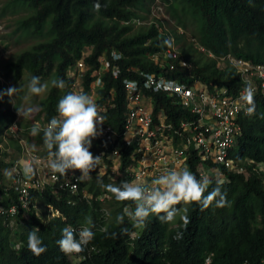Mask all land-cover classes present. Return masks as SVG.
Here are the masks:
<instances>
[{
    "label": "trees",
    "instance_id": "1",
    "mask_svg": "<svg viewBox=\"0 0 264 264\" xmlns=\"http://www.w3.org/2000/svg\"><path fill=\"white\" fill-rule=\"evenodd\" d=\"M13 1L14 5L28 10L25 16L17 20L15 30L40 36L41 39L9 61L4 76L12 74L19 80L28 73L30 79L38 76L42 83L54 74V79H63L67 84L63 90L51 86L42 105L36 108L27 123H21L26 127L25 134L30 141L42 147L46 153L43 132L33 136L28 128L29 123L35 118L43 116L51 119L56 115L59 100L71 91L74 81L69 71L89 46L91 49L86 62L93 67L84 77L87 94L91 87L92 73L99 67L100 56L104 53L111 56L113 50L122 54L119 60L120 77L115 79L110 71L104 73V88L100 90L103 100H107L110 92L115 93L113 101L116 105L109 106L104 116L121 133L124 132L127 112L123 80L138 78L142 81L140 71L162 73L189 84L201 80L212 89L228 87L234 93L238 92L242 84L234 67L229 65V68H220L213 57L206 61L201 59L203 57L192 59L195 64L192 69L183 66L181 60L183 57L190 58V50H177V57L162 62L154 60L153 54L171 48L175 40L187 37V33H178L175 28L168 30L157 21L149 25L133 23L134 19L144 18L141 12L147 11V2L152 0ZM164 1L178 24L186 27L188 20L196 23L193 37L216 57L230 53L255 63H264V0ZM96 2L101 4L99 11L94 10ZM166 40L170 41L171 46L164 43ZM191 43L194 45L193 41ZM195 50L200 52L198 47ZM200 53L207 55L205 52ZM1 90L0 79V93ZM151 94L156 100V122L161 111H165L167 120L174 123L175 127L180 125L183 118H197L189 109L175 103L167 93ZM254 102V115L239 119L243 134L237 141L238 155L234 156L241 160L247 173L223 169L226 180L222 190L226 191L228 201L224 208L211 206L201 210L198 204L193 203L185 205L181 215L172 223H161L153 215L148 218L146 226L140 228L133 227L127 217L123 224L118 225L117 215L122 213L124 207L134 208L135 205L132 202L117 201L101 185H118L120 181L132 180L127 169L132 163L134 148L121 143L123 155L118 178L111 180L107 176L93 175L83 181L95 195L101 191L109 193L111 199L106 203L95 199L88 202L68 192H61L59 196L50 189L42 194L33 190L31 206L24 209L20 206L18 192L8 185L7 178L13 176H2L0 196L5 198L0 203L5 208L16 204L19 211L15 215L0 213V264H204L210 252L214 253L212 264H240L246 260L260 262L264 259V169L259 168L257 163H264V93L254 95ZM16 116V111L0 99V120H6L2 130ZM177 138L179 141V136ZM1 154L6 156L9 153L0 148ZM198 159V156L190 158V170L196 169ZM246 159L253 161L248 162ZM2 163L5 167L12 166L4 161ZM212 187H215V182ZM38 200L45 206L53 205L61 215L47 217L49 211L46 207L44 211L37 210ZM105 205L111 215L106 229L109 234L116 233L114 237L106 235L100 228L104 222ZM185 208L187 212H184ZM183 215H187L190 220L186 228L181 220ZM68 224L94 225L92 230L95 238L90 243L97 250L82 260L64 254L57 241L61 239L62 229ZM125 227L128 232L121 234ZM33 228L40 229L38 235L47 249L40 256L34 255L27 247L28 233ZM177 232L183 234L179 240L174 238Z\"/></svg>",
    "mask_w": 264,
    "mask_h": 264
},
{
    "label": "built area",
    "instance_id": "2",
    "mask_svg": "<svg viewBox=\"0 0 264 264\" xmlns=\"http://www.w3.org/2000/svg\"><path fill=\"white\" fill-rule=\"evenodd\" d=\"M138 21L142 22L140 19ZM199 47L209 56L216 57L204 46L199 45ZM89 51H85L69 71V76L74 77L71 91L86 92L84 77L87 71L93 67L86 62ZM177 54L175 48H168L163 52H156L152 58L162 62L177 57ZM116 56L119 58H114ZM121 58L122 54L117 50H113L111 56L104 53L99 58V67L94 69L92 73L88 94L95 99L102 115L107 112L109 106L114 107L116 105L113 101L115 96L113 91L110 92L107 100H103V96L100 94V90L104 88L103 75L110 71L113 77L118 79L121 75L119 65ZM216 58L219 63L223 62L225 65L233 66L240 75L242 84L237 93L230 92L228 87L212 89L201 80H196L194 84L181 82L162 73L140 71L139 73L143 77L142 81L138 78H125L123 86L126 93L127 112L124 132H119L106 120L105 124L99 126L102 129V135H99L94 140L95 142L93 141L90 151L94 155H103V157L99 168L93 171L91 176H107L111 180L118 178L123 155L121 143L124 146L134 148L131 154L132 163L127 169L132 180H140L150 184L165 168H172L177 165L189 168V160L194 156H198L199 159L196 169L191 171L198 178L201 174L206 173L209 176L215 175L224 181L226 180V173L223 169L247 173V168L241 163V160L234 157L233 153L234 145L243 134V127L239 119L242 116H249L241 109L240 96L249 81L252 83L254 95L264 93V63H255L230 53ZM181 64L190 68L193 66L184 57ZM169 81L173 82L171 88L162 86ZM199 82L204 83V86L197 90L196 84ZM151 92L167 93L174 99L175 103L189 109L197 115V118L194 120L183 118L180 125L175 127L174 123L167 120L165 111H161L158 122H156L154 116L156 100ZM18 117L20 116H16L6 129L8 134L16 138L22 146L23 156L11 161L10 172L13 177L9 179L8 185L18 192L22 208H30L33 190L42 194L50 189L59 196H61V192H68L70 195L81 197L88 202L95 199L106 203L111 199V195L104 191L96 195L93 194L89 190L88 184L83 183L84 179L79 178L80 173L78 171H69L66 175L51 172L47 165V153L42 150V147L30 141L25 134L26 127L21 124ZM50 120L43 116L35 118L30 121L28 128L32 129L37 123L43 128ZM177 136H179V141H177ZM33 157L39 163L35 165L36 174L28 177L23 174L19 162L31 160ZM1 159L0 155V182L6 173ZM5 161L9 162L10 160L5 159ZM246 161L251 162L253 160L246 159ZM257 165L264 169V163H257ZM4 198V196H0V201H3ZM47 206L53 215L59 214V210L53 205ZM18 211L19 206L16 204L5 208L0 203V213L2 214L15 215ZM103 211V217L106 220L110 215L106 205ZM84 226L86 225L73 226L72 228L78 232ZM94 248L91 246L90 250ZM210 263L211 258L209 256L206 258L205 264ZM241 264L250 263L243 262Z\"/></svg>",
    "mask_w": 264,
    "mask_h": 264
},
{
    "label": "clouds",
    "instance_id": "3",
    "mask_svg": "<svg viewBox=\"0 0 264 264\" xmlns=\"http://www.w3.org/2000/svg\"><path fill=\"white\" fill-rule=\"evenodd\" d=\"M93 7L94 10L99 11L101 4L96 2ZM138 20L134 19L132 22L140 24ZM140 20L142 21V19ZM164 43L171 46L170 41L166 40ZM114 58L118 59L119 57L116 56ZM213 58L217 61L216 57ZM51 83L53 87L61 90L67 86L63 79H54ZM162 86L171 88L173 82H166ZM47 88L48 85L42 84L41 78L38 76H32L27 84L28 93L37 96L44 93ZM22 90L21 85L18 88L10 87L5 92L0 93V99L6 95L13 102V97ZM240 102L241 109L246 115L251 116L255 113L254 89L250 81L241 93ZM35 111L36 108L31 106L17 108V113L22 118H30ZM56 111L57 115L53 116L45 127L41 128L38 123L35 124L31 129V134L36 136L40 132H43V144L47 151V165L51 172L66 175L69 171H78L80 179L90 178L91 173L99 168L103 157V155H94L90 149L93 140L102 135V129L99 126L105 124L106 117L101 114L95 99L84 91H70L65 94L59 100ZM0 148L1 151L6 150V148H2L1 146ZM1 158L2 162H6L5 159H9L10 161L6 163L12 165L11 161L18 157L14 158L9 154L6 156L1 154ZM19 163L25 176L32 177L36 174L35 165L39 161L35 157L31 160H22ZM6 167L4 166V169L8 171L4 177L11 175V167ZM9 179L7 178V181ZM214 182L215 187H212ZM223 184L224 181L215 175L209 176L205 173L201 174L198 178L188 167L177 165L172 168H165L150 184L140 180H124L120 181L118 185L109 183L107 185L102 184L101 186L105 187L117 201L132 202L135 205L134 208L129 206L124 207L122 213L116 217L117 224H123L125 217H127L133 227L140 228L146 226L148 218L153 215L161 223H172L180 211L177 206L181 204L191 205L195 203L201 207V210L208 209L211 206L224 208L227 206L228 201L226 191L222 190ZM210 188L211 190H209ZM46 208H48L47 205ZM47 211L51 212L49 208ZM184 212H187V208L184 209ZM60 215L61 213L59 212V214L53 216ZM110 217L111 215H109L108 219L104 220L100 228L106 235L114 237L116 233L109 234L106 229ZM181 220L185 228L190 223L187 215L181 216ZM80 225L86 226L82 227L78 232L72 228L73 226L77 227ZM92 227H89L88 224H68L67 227L62 229L61 239L57 241L60 250L72 259L78 258V260H82L88 257L92 251L97 250L96 246L90 243L95 238ZM39 232V228H33L29 231L27 237V247L36 256H40L47 250L43 246L41 237L38 235ZM127 232L128 229L126 227L121 230V234H126ZM133 235L135 236L136 234L133 233ZM182 235V232H177L174 238L179 240L182 238ZM91 246L95 248L90 250ZM17 247H20V245H17ZM209 256L211 258L210 264H212L213 252L206 255L204 264L206 263V258ZM244 262L263 264L264 259L258 263L248 260Z\"/></svg>",
    "mask_w": 264,
    "mask_h": 264
},
{
    "label": "rangeland",
    "instance_id": "4",
    "mask_svg": "<svg viewBox=\"0 0 264 264\" xmlns=\"http://www.w3.org/2000/svg\"><path fill=\"white\" fill-rule=\"evenodd\" d=\"M13 3V0H0V79L2 84L1 93L5 92L10 87L18 88L20 85L22 86L23 90L13 97V102L6 95L2 98L4 103L15 110L17 113V108L21 107L27 108L31 106L34 108H39L42 105V102L48 96L52 86L51 81L54 80L55 77L54 74H52L51 76L43 80L42 84H47L48 88L44 93L37 96L30 94L27 91V84L30 81L28 73H25L19 80H16L12 74L9 77L4 76V72L8 70L7 63L11 60H14L22 51L30 48L33 44L41 39L40 36H36L31 33H25L20 30H15L17 20L25 16L28 13V10L23 6H17ZM147 5V11L142 10L141 12L144 18L142 19V22L140 24L149 25L153 21H157L164 24V26H166L168 30H173V28H175L178 33L186 31L187 37H182L180 41L175 40L173 43V48L177 49L178 51L180 49L191 51L190 58H187V60H189L193 65L191 66V69L195 65L192 59L199 57H203L201 58L203 61L210 59L209 55L200 53L203 51L200 50L201 48L199 47L198 41L195 37H193L196 33L195 22H190L188 20L186 27L178 24L177 19L172 16L168 5L164 0L148 1ZM192 41L194 42L195 46L192 45ZM89 47L87 50L91 49ZM196 47H199L200 52L195 50ZM217 66L223 69L230 67L228 66V64L225 65L223 62L219 63V61H217ZM203 86L204 83L202 82L196 84L197 90L202 89ZM18 118L22 124L27 123L29 119L22 118L21 116ZM5 122L6 120H0V139L2 142L0 143V145L2 148H6L5 151H7L12 157H22L23 150L20 143H18V140L13 136H10L6 128H4L3 130L1 128ZM238 152L239 146L236 143L233 149L234 156H237ZM184 206V204H181V206H177L180 211L177 213L175 221L181 215L182 208ZM36 207L38 211H44L46 206L38 200L36 203ZM46 210H48V208H46ZM48 216L53 217V214L50 212L49 214H47V217Z\"/></svg>",
    "mask_w": 264,
    "mask_h": 264
}]
</instances>
